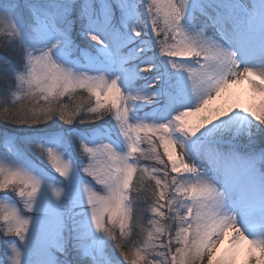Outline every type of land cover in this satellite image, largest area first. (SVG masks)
Listing matches in <instances>:
<instances>
[{"label":"snow or ice","instance_id":"6c2138e0","mask_svg":"<svg viewBox=\"0 0 264 264\" xmlns=\"http://www.w3.org/2000/svg\"><path fill=\"white\" fill-rule=\"evenodd\" d=\"M0 264H264V0H0Z\"/></svg>","mask_w":264,"mask_h":264}]
</instances>
